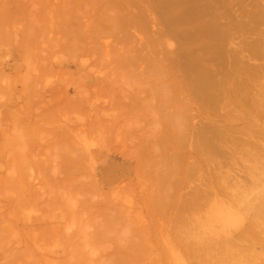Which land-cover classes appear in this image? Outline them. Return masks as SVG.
Listing matches in <instances>:
<instances>
[{
	"label": "bare ground",
	"instance_id": "obj_1",
	"mask_svg": "<svg viewBox=\"0 0 264 264\" xmlns=\"http://www.w3.org/2000/svg\"><path fill=\"white\" fill-rule=\"evenodd\" d=\"M32 1H33V4H37V6H35V7H37V9H35L33 7L36 11L34 12L33 11L34 9L32 10L33 13L31 12L32 15L30 17V20L28 21L27 26L25 24L26 22H24L25 26L22 25V27H21L22 29H24L26 27V29H24L27 32L26 33V39H27L26 42H28V43H25L26 46L32 45L33 43L38 44L37 41L40 43V41L43 40V41H41V43L42 42H43V44L46 43V48L48 45L50 47V51H51V49H53L49 54V52H48L49 47H48V51L46 53H48L49 59L51 57H53L55 52H58L61 55H63L64 57H66L67 60H70L71 62H73L75 64L77 62H79L80 57H90L91 62H92L91 66L94 68H96V67H101V68L107 67L108 65L115 63L116 65H115L114 69L111 71L110 75L109 76L107 75L104 78V80L106 81L105 85H103L101 87H97L92 92L89 91L90 93H88V94L86 93V95H88V96L107 95V96H110V98L113 97L112 98V100H113V99H115V97H114L115 95L117 96L116 98H120V96H123L125 94V97L123 96L122 98L128 99V100H126V101H128L126 105L122 103L123 102L122 99H121L122 102L120 99H118L119 101L116 100V101H118L117 103L116 102L110 103L111 104L110 106L114 108V104H116V105L119 104L118 105L119 109L124 110L125 113L130 111V110L131 111L134 110L132 112L140 113L139 115H142L141 118H143L144 120L146 119L148 121V118H151V120L154 121L153 126H148L149 128L144 126L145 129L143 131L145 133L141 132V135H142V133H144V135L146 134L145 139L138 134L140 137H142L141 143H143V145H144L143 155L142 154L141 155L144 156V158H145L144 161L145 160L147 161V167L149 169H150V167L155 168L154 171L152 172L153 175L148 177V181L150 182L152 189H150V192L147 196L148 198L146 199L147 202L145 203L148 207V210H149L148 216L151 218L150 219L151 221L153 220V228H154L153 231H154V233H153V235L149 233V231H150V230H148L149 226L147 228V225H146V224H148L147 221H145L146 224H144V222H143L144 219L140 220L144 225V227H143V225L140 227H142L141 229L145 228V230L143 229V231H139V232L133 231L135 236H137L138 238H136L137 239L135 241L136 244L130 243L127 246H125V248L127 249V253L125 255L126 257L122 256L121 259H118L115 261L111 260L110 262H108L106 264H131V263L133 264L134 262H136L137 258L139 260H140V258L145 259L147 261V262H145V264L152 262V260L149 256L152 255L151 250L153 251V248L156 247V245L154 247L152 246V242H154L153 240L157 239L158 236H159L158 238H160L161 235H159V233L163 234L162 232H164V230L166 231V235H164V236H167L168 243H170V242L172 243V241H174L177 244L179 249H181V250L183 249L182 251H180L179 249L174 248V250L176 249L175 253L181 255V254H183L182 252H184L185 253L184 255H186L185 259H187L188 261H193V260L197 259L199 262H201L203 264L206 262H208L209 264H229L230 260H235V261H242V262H251V263L256 262L258 264H264V250H261V251L259 250V252H258L254 248L255 246L262 245L264 242V239L261 238V236L264 234V81H263V79H264V33H262L261 31L260 32L258 31V33L256 32L261 21L264 20L263 11H261V10L260 11L257 10L254 12L252 10H251V12L245 11V14H243V16L240 17L239 16L240 14L238 15L236 13V10L229 9L230 7H228V3L226 2L227 0L226 1L225 0H207V3L205 5L206 8H204V10H203V12H205V14L208 17L207 18L208 20L205 22L206 24L204 26L205 27V34H206L205 37L207 39V45H204V47L203 46H196L195 49L192 50L191 53H193V55L191 54L192 60L190 61V63H189V59H188L189 55H190V51L188 52L187 49H184L185 65L180 66L177 63L176 64L177 72L171 73L169 71V68L167 67V65L164 62L169 61V58L172 57V51H171L172 47L170 44H167V43H165V41H163V38L165 37L166 33L162 30L157 32L158 33L157 37H155V36L152 37V35L149 34L148 30L146 32L145 28H141V32L143 34H146V38H145L146 41H145V44L143 45L144 47L142 46V48H140V50H138V49L141 45H138L139 43H137V44L135 43L134 45L136 46V49H135L133 54L130 53V50H128L129 52H127L126 50L123 51L119 48L116 49V48H114V46L103 47V46L98 45L97 40L103 36H108V35L115 37L117 42H123V41L135 42L137 38L139 41L143 42L144 37H142V35H140L141 33H139L137 35L138 32H136L137 30H135L136 28L140 29V27H134L133 33L128 31V33L125 34V15H124L125 13L122 10H120L118 7L106 5V6H104V9L99 13V15H97L98 13L96 12V10L93 11L92 8L95 9L94 7L97 4L102 3V2H100L102 0H85V3H83L82 0H58V2H56L55 4H53L51 2V0H32ZM76 1H80V2H76ZM71 3H78V4L80 3V4L76 5L75 7H71L70 6ZM109 8H112V9H109ZM117 9H119V10H117ZM234 11L237 15L234 13ZM24 14L27 15L26 13H24ZM90 16L95 17V19H91L87 23H81L79 21V18H87L88 19ZM27 19H29V18H26V21H27ZM130 24L131 23H129V26H130ZM23 26H24V28H23ZM128 28H130V27H128ZM169 28H171V27H169ZM22 29H21V32H22ZM24 30H23V32H24ZM2 32H3V29H2ZM6 32H4V34ZM10 32L13 36V32L12 31H10ZM246 32L248 34H249V32H253V33L255 32V33H257V35L255 34L257 37L252 39L251 41H248V39L245 40V38H246L245 37L244 40H242L238 46H236L234 44L235 47H232L231 43L233 41V38H235L236 35H240L241 39H243V34ZM21 34H23V33H21ZM9 35H10V33H9ZM9 35H8V37H9ZM186 40H188V39L186 38ZM186 43H187V41H186ZM39 45L42 46V44H38V46ZM36 46L34 44V51L30 52V53H33L30 56H32V55L36 56V55H34V52L36 51L35 49L39 48ZM212 46L219 48V50H220L219 56L221 57V62L218 63L217 65H214V66L209 65V64H204L200 60V55H202V53H204L205 51H208L209 50L208 48H211ZM31 47H33V45ZM162 47H164V48L168 47L171 50L166 51V49H164ZM154 48H156V49L158 48L160 50L163 49V50H161L160 53H158L159 56H161L159 58L157 57L158 59L150 58L152 56L151 51H153ZM29 49H30V46H27L25 48L27 53H29ZM31 49H33V48H31ZM45 50H47V49H45ZM141 50H142V52H141ZM37 51H39V50H37ZM46 53H45V55H46ZM26 55L28 56V54H26ZM41 55H42V53H41ZM214 55L216 56V53ZM30 56H28V57H30ZM44 56H42V57L44 58ZM36 57L38 59L39 52H38ZM32 58L33 59H30V60H34V61H32V63L33 62L36 63V65H33V68L35 66V68L33 69V72H32L34 75V73H35L34 70H36L37 62L35 61V59H36L35 57H32ZM165 58H166V60H165ZM252 58H255L256 60H262V62L251 63L250 61H252ZM30 60H29V62H30ZM40 60H42L41 57H40ZM37 61H39V59ZM49 61L47 59L46 62H49ZM43 62H44V60H42L41 63H43ZM49 63H47V64H49ZM137 63L138 64L141 63L143 65L141 67V72L139 71V74L137 73V70L134 69L136 67V68H138V70H140V68L137 67V65H138ZM43 64H44L45 69L48 72H50V75L51 74H52V76L58 75L65 82H67L68 85H70V86L73 85L76 90L77 89L79 91L84 90L83 89L84 86L78 85L79 82L77 81L78 82V84H77V82H75V79H73L72 75H68L69 73L67 71H65L64 73L62 70H61V72L56 71V70L47 68L50 64L46 65V66H45V62ZM24 65H25V63H24ZM40 66L42 68H44L41 64H40ZM138 66H141V65H138ZM30 67H31V64H30ZM156 69H158V71L161 72V74H159V77H158L159 79L155 76H152L153 77L152 78L151 76L148 75V74L154 73V70H156ZM181 69H182V71H181ZM46 70H45V73L47 72ZM124 70L126 71L125 73L122 72ZM135 71H136V73H135ZM142 71H143V73H142ZM126 73H128V74H126ZM39 74L41 76L44 75L42 72H39ZM39 74L38 75L35 74V75H37L39 77L40 76ZM31 75L32 74L28 75L27 79H25V78L23 79L24 84L25 83L27 84V81L30 82L31 77H33V75L32 76ZM48 75H49V73H48ZM37 76H35V77L38 79ZM43 77L44 78H39L38 81H40L42 79H46L48 76H43ZM34 78H33V80H34ZM150 79H153V80H150ZM80 80L83 82V80H85V78H83V79L81 78ZM156 80H158L159 83L156 84L155 83ZM125 81L127 82V84H125ZM34 82H36V81L34 80ZM130 82H136L137 87L134 88L131 85H129L128 83H130ZM166 82H168V83H166ZM80 84L83 85L81 82H80ZM125 85L127 88H129V89L126 88L127 89L126 91L123 90ZM23 86H25V85H23ZM2 88L5 89V87H3V86H2ZM28 89H30V91L33 90L32 88H28ZM76 90H74V91H76ZM37 93H39V92H37ZM31 94H32V91H31ZM79 94H80V92H79ZM140 94H143V96L146 99L140 98ZM188 95H193V96L189 102L188 101L185 102L187 100ZM67 96H68L67 91H65V92L63 91V93H61L60 96L55 97L56 99H54V101L49 103L51 105V108L49 109L46 107L47 109H49V110H47V111H49L48 113L49 114L52 113L54 116L56 113L59 114L60 111L64 112V114L66 112L68 113L69 111H72V110H75V112L81 110V112H83L81 109V108H84V107H82L83 106L82 104L84 103L83 96L80 94L81 97L79 99H77L76 101L74 100L75 102L70 101ZM71 96L72 95H70L69 97H71ZM74 96H77V95H74ZM74 96H73V99L77 98ZM28 97H31V96L28 95ZM32 97H34V96H32ZM154 98H158L160 100L159 101L160 103L159 104L153 103ZM88 99L89 98H87V101H88ZM32 100H34V99H32ZM39 100H40V98H39ZM29 101H31V99ZM47 101L48 100H46V102ZM194 101L198 102V104H196V105L198 106V108L200 110H199V114L191 115V114H189V112H190L189 108L194 105ZM30 104L33 105V103H30ZM28 105L29 104H27L26 108L31 109L30 107H28ZM42 107H44V105ZM208 107L209 108L211 107V108L209 109ZM46 108H45V110H46ZM168 109H170V110L172 109V111H169L170 112L169 113V112H167ZM45 110L43 109L42 114L45 112ZM156 111H159V113L155 114ZM16 112L18 113V111H16ZM35 112H36V110H35ZM9 113L12 114V112H9ZM48 113H47L48 117H46L44 114H43L44 116L43 115H41V116H43V118L47 119V118H49ZM160 113H162V114H160ZM93 114H94V112H93ZM118 114H121V111H120V113L118 112ZM60 115H62V114H60ZM121 115H119V116H121ZM127 115H129V112L127 113ZM137 115H134V116H137ZM200 115L202 117L200 119V122L197 125L196 124L189 125V123H188L189 120H192L193 118H195V116L199 117ZM9 116L12 117V115H10V114H9ZM37 116H36L37 118L41 117L40 115H37ZM11 117H9V118H11ZM211 117H212V119L214 117L216 119V121L219 123H216L215 120H214L215 121L214 122L211 119ZM12 118H13V120L11 121V123H13L14 125L16 122H20V120H18L17 116L14 115V117H12ZM52 118H49L47 120L49 121ZM161 118L163 119L164 123L168 127L166 132L164 130L161 131L162 125L157 126L158 120L162 121ZM42 121H43V119H42ZM211 121H213V122H211ZM101 122L99 120V121H95V123H93V124L91 123L92 125L89 124V126L91 127V132L95 133V131H96L98 134L100 131H102L103 126L101 125ZM20 124L17 123L16 126L17 125L20 126ZM135 124H134V127H135ZM89 126H88V128H89ZM130 126L127 127L126 130H128L132 127V126L131 127ZM136 126H138V125H136ZM138 128H140V126ZM138 128H135V129H138ZM141 128H143V126H141ZM163 129H164V126H163ZM33 130H34V128H33ZM106 130L109 131L108 129H106ZM130 130L132 132V129H130ZM130 130H128V132H127L128 134L123 133V135L125 134L126 137H129V138L132 135L135 136V134H133V132H132V134H130L131 133ZM33 132L31 133V135L30 134L29 135L34 140V133ZM38 132H40V130ZM102 132L106 133V132H104V130ZM60 134H61V132H60ZM68 134L69 133H67L66 135H68ZM95 134L93 136L94 139H95ZM32 135H33V137H32ZM62 135H63V133H62ZM101 135H102V133H101ZM103 136H105V135L103 134L100 137H103ZM55 137H57V136H55ZM135 137H137V136H135ZM140 137H137L138 141L140 140L139 139ZM11 138L13 139V137H11ZM48 138L52 139V137H48ZM65 138H66V136H65ZM62 139H64V138H62ZM71 139L67 138L66 141L69 140V142L72 143ZM135 139H133V140H135ZM25 140L28 141L29 143L32 142L30 140H27V138H25ZM25 140H24V143H25ZM103 140H105V138H103ZM16 141H15V139L12 140V142L14 144H16V143L18 144V142H16ZM107 141L110 142V138ZM12 142H11V145H13ZM109 142H106V143H109ZM159 142H161V143L163 142V143L167 144V147H163L162 149L157 148L156 145H158ZM2 143H3V141H2ZM19 143H20V141H19ZM128 143L130 144L129 141H128ZM134 143H136V142L134 141ZM3 144L7 145V143H5V141ZM63 144L59 148L60 153H57V155H55V156H58V154H59V159H58L59 161L56 160L57 164H59V162H60L64 167H62L60 165L61 168H58V166H57V169L59 170V169L64 168L65 172L67 170L66 173L70 172L71 174L69 173V175L67 174V176H66L68 179H70L69 178L70 175L73 174L71 172V171H73L72 167H74V169H75V166H76V165L73 166V164H74V162H76L75 160L80 159L81 157L79 158L80 153L78 152V150L75 151L76 148L73 151L72 149L67 147L70 150H72L71 153H67L68 151L66 150L67 149L66 147H65L66 149H62V146H64ZM71 145H73V143ZM25 146H27V145H25ZM35 146H36V143H35ZM38 146L39 145H37L36 147H38ZM6 147H9V146H6ZM23 150H21V152H23ZM70 150H69V152H70ZM174 150H175V153H174ZM54 151H55V149H54ZM9 152L11 153V151H9ZM14 152H15V150L13 151V153ZM133 152L135 153L136 151L134 150ZM19 153H20V151H19ZM26 153H28V152L26 151ZM26 153H23V154H26ZM30 153H29V155H30ZM54 153H56V152H54ZM75 153L77 155H74ZM81 153L83 154V152H81ZM137 153L139 154V156H141L140 155L141 152L139 153V150L134 155L138 156ZM68 154H69V156H68ZM192 154L197 155L198 157H201V158H204V156H206L207 154L209 156L212 155L211 158H213V159L210 160V162H207V163H211V164H207V166L212 170V173L215 174L216 186L218 187V190H221L223 193L227 189H229V187H231V186H236L237 184L243 185L244 184L243 182H245V181H247V182L250 181V182H252L251 185L257 186L256 189H258V188L261 189L259 194L255 195L253 197L254 205L249 208V210L251 211V215H250V218H248V220H247V224L245 225V227L243 226V228L239 232L237 238H234L232 236L233 238H228V241L225 244H221V240L220 239L216 240V238L210 240L208 243H205V242L202 243L203 242V240H202L201 245L198 244L199 241H196V239H195L196 242L195 241L190 242L188 239L189 236L187 235V233L190 230L194 229L193 228L194 224L190 223L192 220L191 218H193L195 216V212L200 209V206L202 204L201 202L202 201L204 202L205 200H207L208 197H210V193L213 189L211 187L212 182L208 179V177L206 175H204V172L202 171V165L194 159ZM13 155L15 156V157H13V160L15 158L14 161L16 162V160H17L16 156L19 157V155L18 154L16 155V153ZM53 155H50V152H49L48 156H49V158H53L54 157ZM9 156H11V155L9 154ZM22 156H24V155H22ZM23 158L24 157H22V159ZM54 158H53V160H54ZM138 158H140V157H138ZM20 159H21V157H20ZM46 159L48 160V158H46ZM71 159L72 160L74 159V162ZM53 160L49 159L48 162L52 161V164H53ZM82 160H84V157L82 158ZM40 161L39 162H36V161L35 162L34 161H32V162L27 161L26 162L27 166L33 167V170L30 171V173H31L30 176L32 175V173H33V176L40 174V172L34 174V170L40 168L41 166L42 167L47 166L46 167L47 169L50 167L49 168L50 170L49 169L48 170L51 172V175L54 176L53 174L56 171V168H53L54 166L52 167V165L49 164L48 162H46L45 160L44 161L46 162V164H45V162L41 163ZM20 162L22 163V160ZM78 162H76V163H78ZM85 162L87 163L86 160H85ZM16 163H14V164H16ZM14 164L13 163H12V165L10 164V167L12 170L17 171L15 173V175H14V173H13L14 171H13V172L8 173V175H10L11 173H12V175H10L8 177L5 176V178L3 177L4 179L0 178L1 179L0 180V192H1V194H4L3 192H8V191L13 190V192L17 195V202L14 204V206L16 208L13 206L12 209H9V211H8V213H10V212L12 213V211H14V213L16 214L15 215L13 213L14 216L12 214H10V215H12V217L10 216L9 219L11 218L12 221H13V217L15 218V216L19 215V213L21 214L23 207L31 204L30 202H32L34 204V207L36 205H41V203H42L41 209L43 210L44 214L50 213L51 211L54 210V209L51 210L53 207L58 206L61 203L60 207L62 208V206H64L63 207L64 209L63 208L62 209L66 211V214H67V216H69V218L71 217L70 222L75 217H77L79 215V213L82 214L84 212L83 211L84 209H86L85 212L88 213V215L90 217H92V216L96 217L97 216V215H94L95 214L94 212H97L95 210L97 208H94L95 207L94 204L96 201L94 202V204H92V201L95 199L96 196L98 197V195L100 193V190H99L100 188H98V186L95 187V185H97V184H95L94 182L93 183L95 185L84 184V182L87 181V180H85L87 178L85 176H83L85 178L83 180V177L80 175L84 171L83 169H85V167L82 164H81L82 165L81 167H83V169L81 168L82 171L80 170V168L78 166V168L80 170L79 171L80 174H78V175H80V177L82 178V180H80L82 182L78 181L79 187H77L78 183L76 185L74 184L76 182L73 179H71L74 181V183H73V181H72V183L76 187L71 186L72 188H74L72 190V188L69 187L70 185L68 186V189L71 188L72 191H74V190L76 192L78 191L79 193L77 195H79V194L83 195V198H82L83 200H81L80 196H79L78 197L79 199H77V201H76L77 196L72 197L74 194H76V192L74 194H71V193L69 194L68 192H72V191L65 189V188H67V184H65L66 187L64 189L63 188L57 189V186L52 185L55 179L50 180L52 178L49 177L50 176L49 174H47V175H49L47 177L50 179L45 178L46 180H44V181L50 180V181H52V183L51 184L49 183L47 187L43 184V186H45V189L48 188L47 190L43 191V188L42 189L40 188V189L43 191V194H48L49 197L52 196L50 198L51 199L50 201L48 200V196L44 195L45 196L44 197L43 195H41L42 193L39 192L41 190L38 189L39 191H33V189H32L33 185L30 186L27 184V186H29L30 188L32 187L31 188L32 192H29L30 188H29V191H28V188H26L27 189L26 190L25 188H23L21 186L22 185L21 183L24 184L23 186L27 187L25 183H29V181H30L29 179H31L32 176L30 177L27 175V173L29 171H27V173L24 172L26 170V169H24L26 166L25 167H24V165L21 166L22 164L20 166L19 165L14 166ZM48 164H49V166H48ZM233 167L238 168V172L242 176L238 175V173L236 174V172H235V174H231L232 172L234 173V171H236L233 169ZM222 168H227V170L222 171ZM64 169H62V170H64ZM68 169H71V171L68 172ZM232 169L234 171H231ZM38 170H40V169H38ZM41 170H42V168H41ZM58 170H57V172H58ZM62 170H59L58 173L56 172V175L61 173V176L59 175L61 177L60 179L64 178L62 176L63 175ZM86 170L89 171V169H87V166H86L85 171ZM46 171L47 170L44 171L45 176H46ZM230 171H231V173H230ZM52 172H53V174H52ZM41 173H43V172H41ZM47 173H48V171H47ZM148 173L149 172H147V174ZM42 175H41L40 179H42V177H44ZM56 175H55V177H57ZM37 176H39V175H37ZM72 176H74V175H72ZM87 177H89V179H91L90 176H87ZM189 179H191L190 180L191 182H193L192 180H196V182H198L197 187L195 185L196 188L192 189V193L190 194L189 198H185L181 202H179L178 200L176 201L177 197H175V194L177 196L179 195V193H180L179 190L181 189V187L183 185H185V183L187 184V181ZM32 180H34V179H32ZM65 180L66 179H64L63 181H65ZM67 180H66V182H67ZM78 180H79V178H78ZM50 181H47V182H50ZM88 181H91V180H88ZM36 183H35V185H36ZM30 184H32V183H30ZM41 184H42V182H41ZM63 184H62V186H63ZM247 184H249V183H247ZM247 184H245V185H247ZM53 186H55L56 188ZM163 186L166 187L165 190L162 189ZM75 188H77V189H75ZM24 189L26 190V192L27 191L29 192V195L28 194L27 195L30 197L29 199L31 201L25 199L27 197V195L24 194ZM34 190H36V189H34ZM45 191H47V192H45ZM61 193H63V194H61ZM256 193H258V192H256ZM60 194L62 197L60 196ZM221 196H223V195H221ZM140 197H141V195H140ZM74 198H75V200H74ZM125 198H126V195H125ZM171 198L174 199V201H175L174 203L170 202ZM79 200H81V201H79ZM95 200H97V199H95ZM100 200H103V199L101 198ZM104 201H105V199H104ZM43 205H44V207H43ZM29 206L31 207V205H29ZM37 209H38V206H37ZM37 209H36V211H38L40 208L38 210ZM41 209H40V211H41ZM56 209H57V207H56ZM58 209H59V206H58ZM171 209L174 210L176 218H175L174 222L171 219H169V220L166 219L167 224L173 223L172 230L168 231L165 229V224H163V222L165 221L164 216H167V214L170 212ZM107 210H105V211H107ZM98 211L99 212H97V214L99 215V213H101V212L99 209H98ZM145 211H147V210H145ZM245 211H246V209H245ZM102 212L107 213L108 211L104 212V210H102ZM8 213H6L7 214L6 217L9 216ZM111 213L113 214L114 212H111ZM137 213H139V212H137ZM117 215H120V214H117ZM105 216L107 218H110L111 221L114 220L113 217L110 216V214H106ZM189 216H191V217H189ZM0 217H1L0 219L3 221L4 215L0 216ZM117 217H115V219ZM137 217H139V216H137ZM137 217L135 220H137L139 222ZM142 218H144V217H141V219ZM157 218L158 219L163 218L164 220L160 219V221H159ZM2 221H1V224H2ZM4 221L7 222L9 225V221H6V219ZM68 221H69V219H68ZM161 221H162V223H161ZM10 223H11V221H10ZM11 224H15V222L11 223ZM134 224H135V221H134ZM161 224H163V226H164L163 228H162ZM8 225H6V226H8ZM66 225L64 226L65 229H66ZM160 225H161L162 229L160 228ZM180 225H181L180 229L186 228V230H187V231L185 229L182 230L184 232L186 231L185 235L188 236V237L186 236L187 237L186 239L182 235L180 238L177 236L175 237V235H173L177 232V229H179ZM1 226L3 227V224L0 225V243L2 242L1 239H2L3 235L7 234L8 231H9V234H11V232L13 231L11 228L12 226H8V227H10L11 231L7 227H6L7 231H6V229L1 230V228H2ZM54 226L55 225H53V227ZM112 226H113L112 223L105 224V225H103L104 230L101 228L102 230H99L93 234H88V235H84L85 233L83 234L78 230V234L76 233V235H79L78 238L79 237L80 238L85 237V239L89 238L90 240H91V238H93V246L95 245L94 243L97 242V243H99L100 247H102V245L107 243V241H109L112 238V236L109 237V236L105 235L107 233V231H109V230H111V228H113ZM132 226L133 225L131 224V227ZM140 227L138 226V228H140ZM28 228H27V231H28ZM136 228H137V222H136ZM31 229L32 228H30V230ZM66 230H69V228ZM56 231H58V230H54L52 228V225L48 226V227L47 226L38 227L37 229H35L31 232L28 231V233L30 235V239L29 240L25 239V240L29 241V243L30 242L34 243L37 240L36 236H38V240H39V237L41 239H43V241L40 239L39 242L42 241L44 243L45 241L47 242V240H48V244H50L49 242L53 243V241H52L53 238L55 239V237H57ZM58 232L60 233L61 230H59ZM169 232H173V233L170 234ZM179 232H177V235H179L178 234ZM13 233H15V232L13 231ZM72 233L73 232L71 231L70 234H72ZM181 233H183V232H181ZM64 234L65 233L62 232V235H64ZM66 234H69V231H67ZM131 235H132V233H131ZM34 236H35L34 240L36 239L35 241H33V238H32ZM58 236H59V234H58ZM71 236L72 235H70V236L67 235V238L65 236H61V237L65 241V240H68ZM5 237H6V235H5ZM63 237H65L66 239ZM7 238L8 237H6L5 239H7ZM10 238H11V236H10ZM78 238H76V239H78ZM127 238H130V237L127 236ZM262 239H263V241H262ZM9 240H11V239H9ZM9 240H8V243H9ZM64 241L62 243H64ZM184 241H186L187 244L185 246H182V243H184ZM39 242H38V246L40 245ZM42 242H40V243L43 245ZM74 242H76V240ZM29 243H28V245H29ZM33 243H32V245L35 246ZM55 243H57V242H55ZM69 243H70V241H69ZM24 244H25V241H24ZM78 244L75 243L73 245V242H71V244L69 245V247H70V248L68 247L69 248V258L65 261V264H73L74 263L73 258L75 257V255H77V257L80 256L79 257L80 258L79 259L80 264H93V263L101 264L102 260L99 259V261H97L99 258L98 254H97L98 253V250L96 248L97 246L96 247L94 246L92 251L89 252V250H84L83 245H81L80 243H78ZM12 245H13V242L11 244V247H12ZM28 245L24 250L21 249V252H18V251L15 252L14 251L8 258H5L3 261H1L0 264H30V262H34L35 260H37L35 258L36 257L35 254L34 255L32 254L33 253L32 249L29 247L32 245H29V246ZM1 248H4V247H1ZM8 248L10 249V246ZM161 248H163V247L161 246ZM7 249H6V251H7ZM3 251H5V250H3ZM30 251L32 252L31 253L32 255L30 254ZM163 251H164V249H163ZM149 252H150V254H149ZM169 254H170V252H169ZM29 256H30V258L32 256L33 257L35 256L34 257L35 259L31 258L33 261H30L31 259L29 258ZM93 256H96V257L94 258ZM209 256H210V259H208ZM41 257L42 256L40 255V258ZM156 257H158V256H155V258ZM43 258H44V260L41 259L42 260L41 262L36 261L37 262L36 264H39V263L43 264L42 262H44V261H46L48 264H60V261H61V260L60 261L57 260L59 263H57V261H55V263H53L55 259L52 262V259H49V258L46 259V257H43ZM156 259H158V258H156ZM173 260H176V259H173ZM173 260L171 257L172 262H173ZM178 260L176 262L177 264H183L185 262L181 258ZM63 261H61V262H63ZM233 263L238 264L237 262H233ZM61 264H63V263H61ZM149 264H151V263H149ZM164 264H165V262H164Z\"/></svg>",
	"mask_w": 264,
	"mask_h": 264
},
{
	"label": "rangeland",
	"instance_id": "obj_2",
	"mask_svg": "<svg viewBox=\"0 0 264 264\" xmlns=\"http://www.w3.org/2000/svg\"><path fill=\"white\" fill-rule=\"evenodd\" d=\"M82 1H83V3H85V0H82ZM51 2L53 4H55L56 2H58V0H51ZM76 2H80V1H76ZM100 2H102V3L97 4L94 7L95 9L92 8L93 11L96 10V12L98 13L97 15H99V13L104 9V6H106V5L118 7L120 10H122L125 13L124 14L125 15V34L128 33V31L133 33L134 27H140V29L136 28L135 30H137L136 32H138L137 35L139 33H141L140 35H142V37H144V39H143V42L139 41L138 38L136 39L135 42H132V41L131 42H128V41L117 42L115 37L108 35V36H103L97 40V43L99 46H103V47L114 46V48H116V49L119 48L123 51L126 50L127 52H129L128 50H130V53L133 54L135 49H136V46L134 44L139 43L138 45H141V46L139 47V49L138 48L137 49L140 50V48H142V46L145 44V41H146V39H145L146 34H143L141 32V28H145L146 32L148 30L149 34L152 35V37L153 36L157 37L158 36L157 32L162 30L166 33L165 37L163 38V41H165V43H167V44H170L172 47L171 48L172 50L169 49L168 47L167 48L162 47V48L166 49V51H168V50L172 51V57L169 58L170 62L165 61L164 63L167 65V67L169 68V71L171 73H176L177 72V68H176L177 63L180 66L185 65L184 49H187L188 52L190 51V55L188 58L189 63H190V61L192 60V55H193V53H191L192 50H194L196 46H203L204 47V45H207V39L205 37L206 34H205V27L204 26L206 24L205 22L208 20L207 19L208 17L205 14V12H203L204 8H206L205 5L207 3V0H102ZM226 2L228 3V7H230L229 9L236 10V13L238 15L240 14L239 15L240 17L243 16V14H245V11L251 12V10L253 12L257 11V10H259V11L261 10V11H263V15H264V0H227ZM32 4H33L32 0H0V19H1L0 20V25H1L0 26V72L2 71L0 73V85H1L0 86V178L2 179L3 177L5 178V176L8 177V176L12 175V173L10 175H8V173L14 171L10 167V164L12 165V163L14 164L16 162L17 163L19 162L18 164L17 163L14 164V166H18V165L20 166L21 164H22L21 166H23V165H24V167L26 166L24 168V169H26L24 172L27 173V171H29L27 173V175L30 176V174H31L30 171L33 170V167L27 166V164H26L27 161L39 162L41 160L40 162L44 163L45 161L48 162L49 159L53 160V158L55 157L53 160V164H52V161H50L51 163L48 162L49 164L52 165V167L54 166L53 168H56V171L54 172V174L52 172V174L54 176H52L51 172L49 171L50 167L48 168L49 169L48 170L46 168L47 166L46 167L41 166L40 168H38L40 170H38V169L34 170V174L40 172V174H37L39 176H37V175L33 176V173H32L31 176L33 178L30 176L31 179H29V180L31 182L27 179L29 181V183H25L26 186H27V184L30 186L33 185V188L31 187L33 189V191H39L42 188L44 191V190L48 189V188L45 189V186L47 187L49 183L50 184L52 183V181H50V180L55 179L52 185L57 186V189H61V188L64 189L66 187L65 184H67V188H65V189L71 190V188L73 186L76 187L75 185L77 183H78L77 187H79V182H82V181H80V180H82L80 175L82 177L85 176L87 179H85L83 177V180L85 179L87 181L88 180H91V181H88V182L86 181L87 183L83 181L84 184H87V185L88 184H93V185L97 184V185H95V187L98 186V188H100L99 189L100 193H99L98 197L97 196L95 197V199H97V200L94 199L92 201V204H94V202L96 201L95 204L97 203L98 205L94 204V206H95L94 208H97V209H95L97 212H99L98 211V209H99L102 214L99 213V215H98L97 212H94L95 213L94 215H97V216L96 217H93V216L90 217L88 215V213L85 212L86 209H84L83 210L84 212L82 214L79 213V215L74 218L75 220L73 219L70 222L71 217L69 218V216H67V214H66V211L63 210L64 206L61 205L63 209L60 207L61 203L59 205L57 204L59 206V209H58V206H55L51 209V210L54 209L53 211L50 210L51 214L50 213L44 214L43 210L41 209L42 203H41V205H36L34 207V204L32 202H30L31 204H29V205H31V207L29 205L23 207L21 214L18 212L19 215L15 216V218L13 217V221H12V219L10 218L11 219L10 220L9 217L10 216L12 217L14 211L11 210L12 213L11 212L8 213V211H9V209H12L14 204L17 202V195L13 192V190L8 191V192H3L4 194H1V192H0V206H1L0 207V213H1L0 216L4 215L3 221L0 219V225L3 224V227L1 226L2 227L1 230L6 229V231H7V228H9V230L11 231L10 227H8V226H12L11 228L15 232V233H13V231H12L11 234H9V231H8V233H7L8 235L5 234L6 237H8L7 239H5L6 238L5 235L2 236V239H1L2 244L0 243V248L1 247H4V248L0 249V262L3 261L5 258H8L14 251L15 252H17V251L21 252V249L24 250L27 247L29 241H26V240L30 239V235H29L28 231L31 232V231L37 229L38 227H44V226L48 227V226L52 225V228L54 230H58V231L61 230L60 233L58 231H56L57 237H55V239L57 241L53 238V240H52L53 243L49 242L50 244H48V240H47V242L44 240L45 242L43 243L42 242L43 239H41L39 237V240L40 239L42 240V241H40L43 243V245H42L38 240V236H36L37 240L36 239L35 240L37 243L36 242H34V243L32 242V243L37 248L35 246H33L31 242H30L31 244L29 243V245H32V246H29V245L28 246L32 249V252H33L32 253L30 251V254L31 253L33 255L35 254L36 257L35 256L34 257L37 260H35L34 262H30V264H36L38 261L41 262L42 260H44L43 257H46V259L47 258L52 259V262L55 259L53 263H55V261H57V260L58 261L64 260L63 262L60 261V264L61 263L65 264V261L69 258V248H70L69 245L71 244V242H73V245L75 243L76 244L80 243L81 245L84 246V250H89V252L92 251L94 246L95 247L97 246L96 247L98 250L97 254L99 257V258L97 257L98 258L97 261H99V259H100V260H102L101 264H106V263L110 262L111 260L115 261V260L121 259L122 256L126 257L125 255L127 253V249L125 248V246H127L130 243L136 244L135 241L137 240L136 238H138L137 236H135L133 231L139 232V231H143V229L145 230V228L141 229L142 227H140V226H142L143 223L140 220L144 219V221H143L144 224H146L145 221H147L148 224H146V225H147V228L149 226V229H148V230H150L149 233L152 235L154 233V231H153L154 230L153 220L151 221L150 220L151 218L148 216L149 210H148V207L145 203L147 202L146 199L148 198L147 196L150 192V189H152L150 182L148 181V177L153 175L152 172L154 171L155 168L150 167V169H149L147 167V161L146 160L144 161L145 158H144V156H142L144 145H143V143H141L142 137L144 139L146 137V134L144 135L145 132L143 130L145 129V127L153 126L154 121H152L151 118H148V121L146 119L144 120L143 118H141L142 115H139L140 113L132 112L134 110L128 111L129 115H127L128 112L125 113L124 110L119 109V106H118L119 104L118 105L114 104V108L110 106L111 105L110 103H114V102L117 103L119 101L118 99H120V100L122 99L123 102H122V100H121V102L126 105L128 102L126 100H128V99L122 98L123 96L125 97V94L123 96L119 95L120 98H116L117 96L115 95L114 96L115 99H113V100H112L113 97L110 98V96H107V95H102V96H100V95H96V96L86 95V93L88 94V93L92 92L97 87H101V86L105 85L106 81L104 80V78L107 75L108 76L110 75L111 71L114 69V67L116 65L115 63H112V64L108 65L107 67H102V68L96 67V68H94L91 66L92 62H91L90 57H80L79 62H77L75 64V63L71 62L70 60H67L66 57H64L63 55H61L58 52H55L53 57H51L49 59V55H48V53H46L48 51L49 46L47 45V48H46V43L45 44H43V42L41 43V41H43V40H41V41L39 40L40 43L37 41V43L42 44V46H40V45L38 46V44H36V43H33V44L31 43L33 45V47H31L32 45H27V46H30L29 53H27L26 52L27 49L25 50V48L27 47L25 43H28V42H26L27 41V39H26V33L27 32H26V30H24V29H26V27L24 28V26H25L24 22H26L25 24L27 26L28 21L30 20V17L33 13L32 10L34 8L37 9V7H35V6H37V4H33L34 6ZM79 4L78 3H71L70 6L75 7L76 5H79ZM35 9L33 10L34 12L36 11ZM109 9H112V8H109ZM119 9H117V10H119ZM24 13H26L27 15H25ZM234 13H235V11H234ZM93 16H90L88 19L87 18H79V21L81 23H87L91 19H95V17H93ZM26 18H29V19H27V21H26ZM129 23H131L130 26H129ZM22 25H24L23 26L24 29L21 28ZM128 27H130V28H128ZM169 27H171V28H169ZM2 29H3V32H2ZM21 29H22V32H21ZM23 30H24V32H23ZM263 30H264V20L261 21L256 32L258 33V31L259 32L261 31L262 33H264ZM10 31L13 32V36H12ZM4 32H6V33L4 34ZM8 32L10 33L11 36L9 35ZM21 33H23L24 35ZM257 33L249 32V34H248L246 32L243 34V39H241L240 35H236V37L233 38L231 46L232 47H235V45L238 46L241 43V41L244 40L245 37H246L245 40L248 39V41H251L252 39L257 37L256 36ZM8 35L10 38L8 37ZM186 38L188 40H186ZM185 40L187 41V43ZM34 44H35V46L37 45L36 47L40 48L39 49V48L35 47L36 53L34 52V55H36V56L39 52V57H38L39 61H37L38 59L36 56H33V55L30 56L31 54H33L30 52L34 51ZM31 48H33V49H31ZM45 49H47V50H45ZM208 49H209L208 51H205L204 53H202V55H200L201 62H203L204 64L213 65V66L220 63L221 57L219 56V54H220L219 48L212 46L211 48H208ZM37 50H39V51H37ZM52 50L53 49H51V51ZM161 50H163V49H161ZM161 50L158 48L157 49L154 48L153 51H151L152 56L150 58L158 59L159 57H161L158 54L161 52ZM51 51H50V47H49V51H48L49 54ZM141 52H142V50H141ZM41 53H42V55H41ZM45 53H46V55H45ZM215 53H216V56L214 55ZM26 54H28V56H30V57H28ZM42 56H44L45 59ZM32 57H35L36 58L35 61L37 62V66H36L37 71L34 70V72H35L34 75L35 74L38 75L39 72H42L44 74L43 76H48L46 79H42V80L38 81L39 78H44L43 76H41L42 74L40 73L41 75L39 74L40 75L39 77L37 75H35L38 77V79L33 75L32 72H33V69L35 68V66L33 68V65H36V63L35 62L32 63V61H34V60H30V59H33ZM40 57L42 58V60H44L45 66L50 64L47 68H50V69H53L56 71H60V72L62 70L63 73L65 71H67L69 74L67 72L66 73L68 75H72L73 79H75V82H77V81L79 82V84L77 82L78 85L84 86V88H83L84 90L83 91H79L78 89L76 90L73 85H72L73 87L68 85V83L65 82L58 75H56V76H54V75L52 76V74L50 75V72H48L44 67V64H43L44 62L41 63L42 60H40ZM47 59H48V61L50 60L49 61L50 63L46 62ZM29 60H30V62H29ZM165 60H166V58H165ZM255 60H256L255 58H252V61H250V62L251 63L262 62V60H256V61ZM24 63H25V65H24ZM47 63H49V64H47ZM30 64H31V67H30ZM40 64L44 68H42L40 66ZM138 65H141V66H138ZM138 65H137V67H139L140 70H138V68H136V67L134 69H136L137 73L139 74V71L141 72V67L143 65L141 63H139ZM44 69L47 71L46 73H45ZM181 71H182V69H181ZM122 72L125 73L126 71L124 70ZM48 73H49V75H48ZM135 73H136V71H135ZM142 73H143V71H142ZM30 74H32L33 77H31L30 82L27 81V84L26 83L24 84L23 79L24 78L27 79L28 78L27 76ZM126 74H128V73H126ZM159 74H161V72H159L158 69H156V70H154V73H151L148 75L151 77L155 76L158 78ZM33 78L36 82H34ZM81 78L82 79L85 78V80H83V82H82L80 80ZM150 80H153V79H150ZM263 81H264V79H263ZM80 82L83 85H81ZM155 83L156 84L159 83L158 80H156ZM166 83H168V82H166ZM125 84H127L126 81H125ZM128 84L134 88L137 87L136 82H130ZM23 85H25V86H23ZM2 86L5 87L6 90L4 88H2ZM28 88L33 89V90H31L32 94H31L30 89H28ZM126 88L127 87L125 85L123 90L126 91L127 89H129V88H127V89ZM74 90H76L77 92ZM63 91L64 92L67 91V95H68L67 97L72 102H75L77 99H79L81 97L80 94L83 96L84 103L82 104L83 105L82 107L85 108V109L81 108L83 112H81V110L76 111V112H75V110H72V111H69L68 113L66 112L64 114V112L60 111L59 114L56 113L54 116L52 113L51 114L48 113L49 111H47V110H49L51 108V105L49 103L54 101V99H56L55 97L60 96V94L63 93ZM37 92H39V93H37ZM79 92H80V94H79ZM73 94L77 95V96H74ZM28 95L31 97L32 96H34V97L31 98V97H28ZM70 95H72V96L69 97ZM73 96L77 97V98L73 99ZM192 96L193 95H188L187 100L185 102H187V101L189 102L191 100ZM29 98L31 99V101H29L30 100ZM39 98H40V100H39ZM87 98H89L88 101H87ZM140 98H145V97L143 96V94H140ZM32 99H34V100H32ZM46 100H48L47 101L48 103L46 102ZM116 100H118V101H116ZM159 101L160 100L158 98H154L153 103L159 104L160 103ZM30 103H33V105ZM27 104H29L28 107H30L31 109L26 108ZM42 104L44 105V107H42L43 106ZM196 104H198V102L194 101V105L189 108L190 109L189 114H191V115L199 114L200 109L198 108V106ZM46 107L49 109H47ZM45 108H46V110H45ZM43 109L45 110V112L43 114L46 117H48L47 116V113H48L49 118L53 117L52 118L53 120L50 119L48 121L47 119H49V118H47V119L43 118V116H44L42 114ZM15 110L18 111V113ZM35 110H36V112H35ZM8 111L12 112V114L9 113ZM120 111H121L122 115L118 114V112L120 113ZM169 111H172V109L167 110V112H169ZM93 112H94V114H93ZM8 113L10 115H12V117H14V115L17 116L18 120H20V122H16L15 125L13 123H11L13 118L11 116H9ZM156 113L158 114L159 111H156L155 114ZM60 114H62V115H60ZM160 114H162V113H160ZM37 115H40V116L43 115V116H41L42 118L39 116L41 118L40 119V118H37L38 117ZM119 115H121V116H119ZM134 115H137V116H134ZM9 117H11L12 119ZM199 117L195 116V118H193L192 120H189V122H188L189 125H192V124L197 125L200 122V119L202 116L200 115ZM97 118L100 120V122L102 121L101 122V125L103 126L102 131L104 130V132H106L107 131L106 129H108L109 131H107L106 133H103L102 131H100V132L98 131L100 134L99 133L97 134V132L95 131V133L97 135L94 132H91V127L89 126V124L92 125L93 123H95V121H99ZM42 119H43V121H42ZM211 119H212V117H211ZM212 120L216 121V119L214 117ZM213 121H211V122H213ZM17 123L18 124L21 123L20 126L19 125L16 126ZM216 123H219V122L216 121ZM134 124H135V127H134ZM136 125H138V126H136ZM159 125H162L161 131L164 130L166 132L168 127L164 123L163 119H162V121L158 120L157 126H159ZM88 126H89V128H88ZM129 126L131 127L130 129H132V132H133V134H135V136H137V137L142 136L139 138L140 139L139 141L137 140V137H135L134 135H132L130 138L126 137L125 134L123 135V133H127L128 130H130V129L126 130L127 127H129ZM139 126H140V128H138ZM141 126H143V128H141ZM163 126H164V129H163ZM33 128H34V130H33ZM135 128H138V129H135ZM37 130L38 131L40 130V132H38ZM32 132L34 133V140L30 136ZM60 132H61V134H60ZM66 132L69 134L66 135L67 134ZM130 132H131V130H130ZM132 132L130 134H132ZM141 132H144V133H142V135H141ZM62 133L64 136L62 135ZM93 133L95 134V139L93 137L94 136ZM101 133H102V135L104 134L106 137L105 136L100 137V136H102ZM55 136H57V137H55ZM65 136H66V138H65ZM11 137H13V139H15V141L17 140L16 142H18V144L16 142L15 143L18 146L12 142L13 139ZM32 137H33V135H32ZM48 137H52V139H50ZM25 138H27V140H30L32 142L34 141V142L33 143L30 142L31 143L30 144L28 141L25 140ZM62 138H64V139H62ZM67 138H69V139L72 138L71 140H72L73 145H71L72 143H70L69 140L66 141ZM103 138H105V140H103ZM109 138H110L111 143L109 141H107ZM133 139H135V140H133ZM24 140H25L26 144L24 143ZM2 141H3V143L5 141V143H7V145L3 144ZM19 141H20V143H19ZM128 141L130 142L131 145L128 143ZM134 141L136 143H134ZM11 142L13 145H11ZM106 142H109V143H106ZM35 143H36V146L37 145H39V146L36 147ZM62 144L64 145V146H62V149H66L67 147H69L70 149H72L74 151V149L76 148L75 151L78 150V152L80 153V154L78 153L79 158L81 157L80 158L81 160L77 159L79 162L77 160H75L78 163L74 162V159L73 160L71 159L74 162L73 166H75V165L76 166H75V169H74V167H72L73 171H71V169H68V172L71 171L73 173L72 175H74V176L70 175V177L68 176L70 179H68L66 177L67 174L69 175L70 172L66 173L67 170L65 172L64 168H62L64 170L59 169V170H62V174H63L62 176L64 178L60 179L61 173L56 175V172L58 170L57 166H58V168H61L60 165L62 167H64L60 162H59V164H57V161H59L58 160L59 154H58V156H55V155H57V153H60L59 148ZM25 145H27V146H25ZM6 146H9V147H6ZM156 147L159 149H162L163 147H167V144H165L163 142L162 143L159 142V144L156 145ZM69 148L66 149L68 151V152L66 151L67 153H71V151H72ZM54 149H55V151H54ZM68 149L70 150V152ZM14 150H15V152L13 153ZM21 150H23V152H21ZM134 150L136 152H138V150H139V153L141 152L140 155L141 154L142 155L139 156L138 153H137L138 156L134 155L136 153V152L135 153L133 152ZM9 151H11V153ZM19 151H20V153H19ZM26 151L28 153H26ZM49 152H50V155L54 154L53 158H49V156H48ZM54 152H56V153H54ZM81 152H83V154ZM15 153H16V155L17 154L19 155V157L16 156V159H17L16 162L14 161L15 158L13 160V157H15L13 154H15ZM23 153H26V154H23ZM29 153L31 156L29 155ZM174 153H175V150H174ZM9 154L11 156H9ZM21 154L24 156H22ZM74 155H77V154L75 153ZM68 156H69V154H68ZM192 156L194 157V159L197 162H199L202 165V171L204 172V175H206L208 177V179L212 182L211 187L213 189L210 193V197H208L207 200H205L204 202L203 201L201 202L202 204L200 206V209L198 211H196L197 213L198 212L199 213L197 214L195 212V216H194L195 218L194 217L191 218L192 220L190 223L194 224V227H193L194 229H192L193 231L190 230L191 232L189 231L187 233V235L190 238L187 235H185V233L187 231L186 228H184L185 226L183 227L186 230L185 232L182 231L184 229H180L181 225H180V227L178 226L179 229H177V232H179L181 230L178 233L180 236L177 235V232L173 235H175V237L177 236L179 238L182 235L185 239L188 237L190 242L195 241V239H196V241H199L198 244H200V245H201L202 240H203L202 243H204V242L208 243L210 240H212L214 238H216V240L220 239L221 244H225L228 241V238H233V237L237 238V236H238L239 232L242 230L243 226L245 227V225L247 224V220H248V218H250V215H251V211L249 210V208L254 205L253 197L255 195L259 194L261 189L260 188L256 189L257 186L251 185L252 182L245 181V182H243L244 183L243 185L237 184L236 186H231V187H229V189H227L223 193L221 190H218V187L216 186L215 174H213L212 170L207 166V164H211V163H207V162H210V160L213 159V158H211L212 155L209 156L207 154L206 156H204V158L198 157L197 155H194V154H192ZM20 157H21V159H20ZM22 157H24V158L22 159ZM83 157H84V160H82ZM138 157H140L141 159ZM46 158H48V160ZM19 160L20 161L22 160V163ZM85 160L87 161V163L85 162ZM46 162H45V164H46ZM49 164H48V166H49ZM81 164L85 167V169L87 166V169H89V171L88 170L85 171V169H83V167H81L82 166ZM78 166H79L81 171H82V169L84 170L81 174L79 173L80 170H79ZM41 168H42V170H41ZM233 169L236 171H234ZM233 169L231 171H234V173L233 172L231 173V171H230L231 174H235V172H236V174L238 173V175L242 176L238 172V168L233 167ZM45 170L48 171V173L46 171V176L44 174ZM59 170H58V172H59ZM224 170L226 171L227 168H222V171H224ZM16 172L17 171L13 172L14 175ZM41 172H43V173H41ZM147 172H149V173L147 174ZM47 174H49L50 176ZM78 174H80V175H78ZM41 175L44 176V177H42V179H40ZM55 175L57 177H55ZM86 175L90 176L91 179H89V177H87ZM47 176L51 177L52 179L48 178ZM45 178L50 179V180H47L50 182L44 181V180H46ZM78 178H79V180H78ZM32 179H34V180H32ZM64 179H66V180L68 179L67 182H66V180L63 181ZM71 179L75 180L76 183H74V181ZM190 180L191 179H189L187 181V184L185 183V185H183L181 187V189L179 190L180 196L179 195L178 196L180 198L175 194V197H177L176 201L178 200L179 202H181V201H183V199L189 198L190 194L192 193V189H195L197 187L198 182H196V180H192L194 182L193 183ZM72 181L75 185H73ZM41 182H42V184H41ZM30 183H32V184H30ZM35 183H36V185H35ZM247 183H249V184H247ZM21 184H22L21 186L23 188H25V189L28 188V191H29V188H30L29 186L25 187V186H23L24 185L23 183H21ZM43 184L45 186H43ZM62 184H63V186H62ZM245 184H247V185H245ZM195 185H196V187H195ZM55 186H53V187H55ZM68 186L69 187L72 186V187L68 189ZM31 188H30L29 192H32ZM25 189H24V194L29 195V192L28 191L26 192L27 189L26 190ZM34 189H36V190H34ZM73 189L74 188H72V190ZM75 189H77V188H75ZM162 189L165 190L166 187L163 186ZM43 191L42 190L39 191L40 193H42L41 195L48 196V194H43ZM45 192H47V191H45ZM75 192L76 191L74 190V191L68 192V193L74 194ZM256 192H258V193H256ZM63 193H61V194H63ZM78 193L79 192L77 191L76 194H74L72 197L77 196L76 197V201H77V199H79L78 197L80 196V199L83 200L82 199L83 195L82 194L77 195ZM61 194H60V196H61ZM28 195H27V197L25 196L26 197L25 199L31 201L29 199L30 197ZM125 195H126V198H125ZM140 195L142 198L140 197ZM221 195H223V196H221ZM51 197L52 196H50V197L48 196L49 201L51 200L50 199ZM101 198L103 200H100ZM104 199H105V201H104ZM74 200H75V198H74ZM81 200H79V201H81ZM170 202L174 203L175 201H174V199L171 198ZM37 206H38V209L39 208L41 209V211H40V209L39 210L37 209ZM43 207H44V205H43ZM56 207H57V209H56ZM36 209L38 211H36ZM101 209L104 210V212H107V211L108 212L103 213ZM245 209H246V211H245ZM105 210H107V211H105ZM145 210H147V211H145ZM111 212H114V213L112 214ZM137 212H139V213H137ZM6 213H8V215H9V216H7L8 218L6 217V215H7ZM169 213L167 214V216H164L165 221L163 222V224H165L166 230L171 231L173 223L167 224L166 219L167 220L171 219L174 222L176 215H175L174 210H172V209L170 210ZM10 214H12V215H10ZM106 214H110V216L113 217L114 220L111 221L110 218H107L105 216ZM117 214H120V215H117ZM137 216H139L140 218ZM115 217H117V218L115 219ZM136 217L138 218L139 222L137 220H135ZM141 217H144V218L141 219ZM189 217H191V216H189ZM5 219H6V221L10 220L11 223L15 222V224H11L9 221V225H8V223L4 221ZM68 219H69V221H68ZM160 219L164 220L163 218H159L158 220L160 221ZM1 221H2V224H1ZM134 221H135V224H134ZM136 222H137V228H138V226L140 227L138 229L136 228ZM110 223H112L113 228H111V230L107 231V233L105 235L109 236V237L112 236V238L109 241H107V243L102 245V247H100L99 243H97V242L94 243L95 245L93 246V238H91V240L89 238L85 239V237H81V238L79 237L78 238L79 235H76V233L78 234V230L83 234L85 233L84 235L93 234L99 230H102L103 225L110 224ZM161 223H162V221H161ZM131 224L134 227L133 226L131 227ZM163 224H161L162 228L164 227ZM6 225H8V226H6ZM53 225H55V226L53 227ZM65 225H66V229L69 228V230L65 229V227H64ZM161 225H160V228H161ZM143 227H144V225H143ZM27 228H28V231H27ZM30 228H32V229L30 230ZM64 230L66 232L69 231V234H66V232ZM71 231L74 234L73 233L70 234ZM62 232H64L66 235L65 234L62 235ZM181 232H183V233H181ZM131 233H132V235H131ZM162 233L163 234L159 233V235H161L160 238H158L159 237L158 236L157 239H155V240L152 239L154 241V242H152V246L154 247L156 245V247H154V248L152 247L153 248V251L151 250L152 255H150V256L148 255L152 260V262H149V263H151V264H164V262H165V264H172V263L175 264L177 262V260L181 258L183 261H185L183 264H203V263L199 262L197 259H195L193 261H188L187 259H185L186 255H184L185 254L184 252H182L183 254H181V255L175 253L176 249L174 250V248L179 249L177 244L174 241H172V243L171 242L168 243L167 236H164V235H166V231L164 230V232H162ZM169 233L171 234L173 232H169ZM58 234H59V236H58ZM67 235L68 236L72 235V236L70 238L68 237L69 239L64 241V239H62L61 236H65L67 238ZM10 236H11V238H10ZM127 236L130 238H127ZM65 237H63V238H65ZM75 237L78 239H76ZM32 238H33V241H35L34 240L35 236ZM261 238L264 239V234L261 236ZM9 239H11L12 241ZM74 239L76 240V242H74L75 241ZM263 239H262V241H263ZM8 240H9V243H8ZM24 241H25V244L27 243L26 245L24 244ZM63 241H64V243H62ZM69 241H70V243H69ZM12 242H13V245L11 247ZM38 242L40 244L39 246H38ZM55 242H57V243H55ZM186 244H187V242L184 241V243H182V246H185ZM8 245L10 246V249L8 248L9 247ZM161 246L163 248H161ZM254 248L258 252H259V250L260 251L264 250V242L262 245L255 246ZM6 249H7V251H6ZM163 249L166 253L163 251ZM3 250H5V251H3ZM179 250L182 251L183 249L182 250L179 249ZM169 252H170V254H169ZM149 254H150V252H149ZM40 255L42 256L41 258H40ZM154 255L158 256V257H156L158 259H156ZM30 256H29V258H30ZM34 257L32 256L31 258L33 259ZM79 257H77V255H75V257L73 258L74 263L73 262L72 263L73 264H78V263L80 264V261H79L80 258ZM93 257L95 258L96 256H93ZM171 257H172V260L173 259H176V260H173V262H172ZM32 259L30 261H33ZM208 259H210V256L208 257ZM138 260L139 259L137 258L136 262H134L133 264H145V262H147L143 258H140L139 261ZM58 261H57V263H59ZM45 262L46 261H44L42 263L44 264ZM233 262H237L238 264H258L256 262L251 263V262H242V261H235V260H230L229 264H236ZM149 263H147V264H149ZM39 264H41V263H39ZM45 264H48V263L46 262ZM93 264H96V263H93ZM204 264H209V263L206 262Z\"/></svg>",
	"mask_w": 264,
	"mask_h": 264
}]
</instances>
